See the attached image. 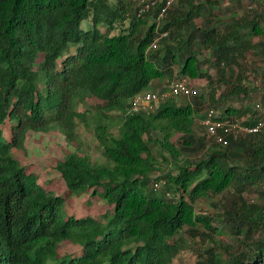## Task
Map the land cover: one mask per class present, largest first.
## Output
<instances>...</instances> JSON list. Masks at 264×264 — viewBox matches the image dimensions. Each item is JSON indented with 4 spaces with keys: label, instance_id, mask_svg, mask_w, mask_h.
I'll return each mask as SVG.
<instances>
[{
    "label": "trees",
    "instance_id": "trees-1",
    "mask_svg": "<svg viewBox=\"0 0 264 264\" xmlns=\"http://www.w3.org/2000/svg\"><path fill=\"white\" fill-rule=\"evenodd\" d=\"M243 2L176 0L156 26L161 3L138 17L128 0H0V264H171L186 245L184 230L210 243L197 250V264H264V200L243 196L256 191L264 199V131L228 136L223 145L197 123L208 107L248 125L264 118V80L253 81L262 92L252 100L240 62L250 52L264 57V0ZM223 9L231 14L221 27ZM201 48L209 57L198 56ZM174 65L177 76L212 87L208 104L201 105L203 95L178 96L133 110L135 95L163 90L151 84L176 76ZM221 83L226 89L216 98ZM243 97L246 106L225 104ZM80 125H92L104 161L80 151ZM31 131L76 144L50 169L64 181V196L45 189L50 175L16 157ZM81 195L84 204L97 198L111 211L66 208ZM202 200L213 201L215 212L197 209ZM220 224L236 247L214 239ZM63 242L81 253L59 257Z\"/></svg>",
    "mask_w": 264,
    "mask_h": 264
},
{
    "label": "rangeland",
    "instance_id": "rangeland-1",
    "mask_svg": "<svg viewBox=\"0 0 264 264\" xmlns=\"http://www.w3.org/2000/svg\"><path fill=\"white\" fill-rule=\"evenodd\" d=\"M222 3V2H221ZM244 5L247 4V0H244ZM236 7V6H234ZM239 9H236L235 12H240L242 13V11L244 9H242V7H238ZM234 12V13H235ZM231 12H228L226 10H220L218 12V17L221 18V27L224 26V23H226L229 20ZM217 18V14L215 19ZM214 19V20H215ZM90 21V18L88 19V22H82L81 26L83 25L84 27H86L88 25ZM195 22H197L198 24L202 23V17H198L195 19ZM125 25H127V23H125ZM260 36H255L253 37V41H257L259 40ZM202 49V48H201ZM200 58H207L209 57V51L207 49H202L199 52L198 55ZM241 65L243 67V70L245 71V73L247 74L248 77V81L250 82V89L251 90V98L253 99H258L262 89H257V88H252V84L253 81H256V84L260 85L259 82H263L264 80V76L261 74L262 71L264 70V57H262L261 55L256 54L255 52H250L248 54H246L244 59L240 60ZM173 70L176 73V76L178 75V70H177V65L173 66ZM234 70H237L236 67H234ZM207 71L211 72V74L213 75V77L216 76V71H215V67H209L207 69ZM189 80L190 85L192 86V88L194 90L197 91V93L195 95L200 96L203 95L205 98V101L202 102L201 105H206L208 104V93L210 91V89L212 88L210 85L207 84V82L202 79V78H190L187 77ZM171 79V78H170ZM157 82L152 83L151 86H148V88L151 87V89L154 88V86L157 84H160L161 88H168V85L170 84L171 80H163L160 81L159 80H155ZM226 89V84L225 83H221L220 85L216 86L215 92H216V98L219 96V94L221 92H223ZM191 99V98H190ZM254 100V101H255ZM86 101L91 105L94 106L95 104H99L101 103V101L94 99V98H87ZM250 101L247 98H242V100H228L225 104H229L231 106L234 107H238L240 105L246 106L247 102ZM210 102V101H209ZM83 105L81 102H79V104H77V110L82 111L83 110ZM223 111V109L218 110L221 114V112ZM118 116L115 117V126L112 127L110 129L111 132H113L114 134L117 133V129H118V124L119 121H121ZM239 119V118H237ZM240 120V119H239ZM199 125V124H198ZM92 125L89 127H85L83 125L78 126V131H77V142H79V146H80V151L86 153L87 155L95 158L98 162H102L104 161V157L101 154L100 151H98V147H97V141L94 138V135L92 134V129H91ZM3 135L5 136L6 139H11L12 138V132H11V127L10 124L8 122H6L5 124H3L1 126ZM172 141L179 145L180 140H179V134H175V136H173ZM76 149V144L73 142L71 144H66L65 142H63L59 137L49 134V133H38L35 132L33 133L32 131L29 132L27 138H26V143H25V149H19L18 151H16V157L18 159H20V161L22 163H24L27 167L28 170L31 171H37V173L40 176H43L45 173L47 175H50V179L48 181H44L43 184L45 186L46 190H51L57 194L60 195H65L66 194V185L64 183V181L58 177L57 175L53 174L50 172L51 166L55 164V160L57 159V157L62 158L64 155L65 150L66 151H70V150H75ZM190 156V153L188 152H184L183 153V157L185 156ZM194 155H197L195 153L192 154V158H195ZM264 188V187H262ZM263 190V189H260ZM226 193L223 194H219L213 198H215V200H222L223 197H225ZM244 199L246 200V202H254V203H262L263 202V198L258 196L257 192H251V191H246L244 194ZM87 198V196L85 195H81L79 198L73 199V197H71L68 201H65V206L67 209H69L70 211L74 210L76 212H78L81 215H85L87 213L93 214L95 216H98L99 214H102L104 212H109L110 207L104 203L103 201H100L97 198H94L91 201V204H84V200ZM211 200H202L201 202L198 203L197 209L200 207V211L201 209L207 213H214L215 210L212 208V202ZM219 227V232L216 233L214 237V239L222 245L225 244H232L236 247V244L238 243L237 238L235 236H233V234L227 229H223V227L220 225H218ZM186 227H184L185 229ZM182 234L184 235L185 239H186V245L183 246V250L179 251V253L176 255L175 259L173 260V262L171 264H197V261L199 259V257H197V250L200 247H206L207 245H209L210 243L208 242V239L205 238V241H202L201 238L194 237L191 238L188 236V234L186 233V231L184 230V232H182ZM58 252V256L61 257L63 255H71V256H76L79 255L81 253V248L80 246L76 245V244H71L68 242H63L62 244H60L58 246L57 249ZM222 252V256L225 257V252Z\"/></svg>",
    "mask_w": 264,
    "mask_h": 264
},
{
    "label": "built area",
    "instance_id": "built-area-1",
    "mask_svg": "<svg viewBox=\"0 0 264 264\" xmlns=\"http://www.w3.org/2000/svg\"><path fill=\"white\" fill-rule=\"evenodd\" d=\"M133 3L138 17L143 16L150 9L163 4L160 11L155 16L156 26H159L166 10L175 3L176 0H128ZM164 35V33H162ZM155 46V44H153ZM197 93L192 88L186 76H176L168 85V89L151 90L142 94L135 95L131 100L132 109L137 110H151V104H157L170 97L187 96L191 97ZM260 106L257 105V108ZM220 112L214 108L208 107L204 112V117L200 123L204 126L208 138L216 143L225 145L228 136L237 138L239 136H246L257 134L264 131V118L256 120L253 124L248 125L241 123V120L233 117L220 118Z\"/></svg>",
    "mask_w": 264,
    "mask_h": 264
},
{
    "label": "clouds",
    "instance_id": "clouds-1",
    "mask_svg": "<svg viewBox=\"0 0 264 264\" xmlns=\"http://www.w3.org/2000/svg\"><path fill=\"white\" fill-rule=\"evenodd\" d=\"M175 77H176V76H174V77L171 79V81H172ZM186 77H188V76H186ZM162 89L164 90L165 88H162ZM167 89H168V88H167ZM203 115H204V114H203ZM201 120H202V119L197 120V123H198V124H201V123H200Z\"/></svg>",
    "mask_w": 264,
    "mask_h": 264
},
{
    "label": "bare ground",
    "instance_id": "bare-ground-1",
    "mask_svg": "<svg viewBox=\"0 0 264 264\" xmlns=\"http://www.w3.org/2000/svg\"><path fill=\"white\" fill-rule=\"evenodd\" d=\"M148 129V128H147ZM207 153V152H206Z\"/></svg>",
    "mask_w": 264,
    "mask_h": 264
}]
</instances>
